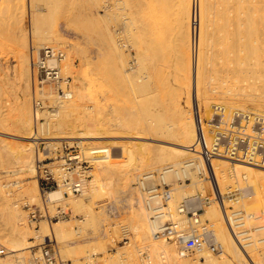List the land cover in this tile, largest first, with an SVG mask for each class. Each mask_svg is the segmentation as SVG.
I'll use <instances>...</instances> for the list:
<instances>
[{"label": "rangeland", "instance_id": "obj_1", "mask_svg": "<svg viewBox=\"0 0 264 264\" xmlns=\"http://www.w3.org/2000/svg\"><path fill=\"white\" fill-rule=\"evenodd\" d=\"M220 1L205 0L202 4V0H26V6L22 7L23 0H0V145L4 144L8 149L6 154L0 153L3 157V161L0 159V181L12 201L17 200L21 214L16 213L13 219H9L8 214L4 213L10 207L4 210L7 205L2 204L3 200L0 198V247L5 248V253L0 254V259L3 264H28V260L29 264H36L42 257L46 233L57 251L58 264L174 263L169 246L156 244V239L144 241L138 237L134 228L141 196L145 203L140 179L144 172L152 171L151 166L147 164L148 159L157 152V148L150 144H159L161 141L163 145H176L152 133L157 130L158 123L173 118L179 103H183L187 109H195L200 83L204 90L216 86L218 88L224 85L220 78L235 75L236 72L229 70L230 67L235 71L239 70L240 75H245V72L252 75L247 72L250 67L264 68V0ZM220 4L224 5V8ZM250 6L255 15L253 11L247 10H252ZM21 24L28 35V44L24 47ZM57 31L62 33L66 40H56ZM45 37H51L52 42L42 44ZM237 40L238 44L235 43ZM243 40L250 41L249 45L245 41L247 47ZM110 42L116 44L117 56H114ZM46 44L57 45L56 47L66 52L63 69L66 74L72 76V91L78 84L85 86L81 89L84 91H80L82 103L64 119L62 126L57 125L60 107L52 85H47L44 92L52 91L55 99L42 95V91L35 93L36 75L32 66V52L33 49ZM199 45L203 48V54L201 52L200 55ZM215 47L217 50L222 47V52L218 53L216 50V55ZM23 51L30 61V114L35 156L38 157L39 149L42 148H39L41 138L52 140L54 138L47 137L68 136L75 137L66 139L79 142L84 155L92 160L90 176L82 193L71 195V192L67 193L61 187L65 194L76 197V201L66 198L52 201L47 195L50 200L47 201L50 214L56 213L58 206L68 211L66 216L58 217L53 222L47 217L38 221L30 219L32 206L43 207V193L40 190L41 201L30 198V195L22 190L28 186L27 183L37 179V170L35 174L31 171H21L19 174L11 171L19 167L15 157L21 145L27 143L21 140L26 135L24 113L28 110L21 103L24 100L22 76L28 67ZM116 60L118 64H123L127 72H124V77L119 76L118 84L113 81L112 84L109 83L113 79L110 77L112 75H108V68ZM260 60H263L262 66L256 64ZM241 67L245 72L240 71ZM104 69H107V74ZM159 70L163 72L161 75H157ZM38 98L44 101L42 108L37 107L36 114L34 100ZM205 117L209 116L205 115L203 120ZM129 121L132 126L135 123L136 127L141 123L138 128H143L144 125L146 136L132 128ZM117 122L123 125L118 126ZM127 122L129 123L126 124ZM136 134L142 137H135ZM57 140L56 138L55 141ZM194 155L198 156L195 153ZM7 158L10 160L6 161ZM213 162L214 159L212 164ZM237 163L239 162L231 161L229 164L233 169ZM133 169L134 177L128 180L127 176ZM213 169L220 191L228 196L226 205L240 206L248 213L262 215L260 219L248 218L249 226L264 224L263 212L253 185L248 186L242 178L241 185L231 179L229 183H223L221 172H217L214 165ZM194 170L196 171L191 173H195L194 178L197 176V180L190 176V180L185 182L173 176L169 182L173 191V199L170 201V207L173 209L169 217L174 221H186L188 226L195 224L194 220L190 218V214L179 210L185 197L210 195L214 198V181L211 183L206 175H200L197 169ZM157 171L156 169L155 172ZM102 176L112 181L109 188L100 189L98 180ZM235 192L240 198L238 203L229 199L233 197L231 193ZM216 203L218 202L214 199L211 205H206L209 203L203 200V208L199 214L202 215L200 218L202 217L203 222L215 229L217 240L224 245V252L215 253L205 244L199 249L195 247L191 252H187L186 256L197 260L194 264H204L202 262L206 261L205 254L208 250L217 259H222L232 252L235 264H264V243L248 247L252 258L248 257L244 250L234 244L233 234L223 220L231 232L229 241L234 250L228 248L229 245L220 232L218 217L208 212ZM219 205L223 215V206ZM222 218L224 219V216ZM57 221L62 222L65 230H52V224ZM17 222L26 225L28 238L33 240L35 245L29 250L28 256L20 254L8 257V233ZM44 226H48L50 230L44 231ZM254 235L258 238L262 234L256 231ZM149 242L151 244H146ZM172 244L176 256L181 257L179 247L175 243ZM4 258L10 261L6 262Z\"/></svg>", "mask_w": 264, "mask_h": 264}, {"label": "built area", "instance_id": "obj_2", "mask_svg": "<svg viewBox=\"0 0 264 264\" xmlns=\"http://www.w3.org/2000/svg\"><path fill=\"white\" fill-rule=\"evenodd\" d=\"M64 57V50L52 45H43L41 48L33 49L32 52L33 71L36 73L39 86L52 85L58 103L72 95V77L65 74L61 66ZM42 102L40 98L34 100L35 108H42ZM51 108L55 109V107ZM195 115L197 135L190 147L198 157L182 163V168L189 170L191 167H198L200 175H206L211 183L214 181L215 186L212 184V192L214 199L223 206L224 221L240 248L252 258L248 247L254 243L255 239H264V225L258 224L251 227L247 221L252 217L260 219L262 215L248 213L240 206L226 205L225 199L228 196L221 193L218 187L212 161L215 158H222L264 168V111L229 107L223 102H214L209 117L202 119L198 104L195 105ZM39 141V148H42L39 149L40 156L37 159V180L44 202L43 207L32 206L29 215L33 221H38L42 217L53 221L58 217L66 216L68 211L58 206L57 212L50 214L47 207L48 191L64 187L67 192L82 193L90 176L89 168L92 160L84 155L79 142L64 139L58 145L55 141L50 143L43 138ZM148 177L152 178L148 179ZM178 180L186 182L190 180V176L178 178ZM140 185L151 219L155 223L154 234L157 237L175 242L186 252H191L200 243L208 245L215 253L224 252V245L215 237L213 228L200 218L199 211L203 208V200L210 203L209 196L203 200L199 196L187 197L181 202L179 210L190 214V218L195 223L187 229L169 217V201L173 195L169 182H164L159 178V173L154 172V174L143 175ZM231 194L233 197L229 199L238 203L240 198L236 192ZM256 231L262 234L258 238L254 235ZM45 239L42 257L36 264H58V254L51 243V238ZM2 253H5L4 247H0V254Z\"/></svg>", "mask_w": 264, "mask_h": 264}, {"label": "bare ground", "instance_id": "obj_3", "mask_svg": "<svg viewBox=\"0 0 264 264\" xmlns=\"http://www.w3.org/2000/svg\"><path fill=\"white\" fill-rule=\"evenodd\" d=\"M204 1L205 0H202V4L204 3ZM220 2L222 3V0ZM228 2L229 1H226V3H228ZM220 5H222V4H220ZM21 6L22 7L26 6V0H23V4H21ZM222 6L224 8V5H222ZM253 7H254V5H253ZM228 8H230V7H228ZM250 8L252 10H249V9H247V10L252 12L254 9L252 8V6H250ZM220 9L221 8H219V10ZM257 10H258V8H257ZM251 12L249 14L247 13L248 15L247 14L246 15L249 16L251 14ZM253 13H254L253 15H255L254 11H253ZM252 16H250V17H252ZM32 18H33V21H34V16ZM21 31H22L21 34H23V36H22V44H24L23 45V47H24V46H27V44H28V35L25 33V28L23 27V24H21ZM36 31H37V29H36ZM34 33H35V30H34ZM109 36H110V38L112 37L111 35H109ZM58 38L59 39H64L65 37H63L62 33L58 32L56 40H58ZM199 38L202 40L201 35H200ZM112 39H113V37H112ZM112 39H111V41H112ZM240 39H239V41H240ZM50 40H51V37H48V38L45 37L44 40L42 41L43 42L42 44H45L47 42H52ZM65 40H66V38H65ZM113 41H114V39H113ZM250 41H251V39H250ZM250 41H248V42L246 41L248 43L247 45H249ZM53 42L55 43V41H53ZM112 42H110L111 43L110 45L112 46V47L110 46L111 50H113L114 56H115V54L117 56V54H118L117 53L118 52L117 51V46H116V44H113L115 42H113V43ZM237 42H238V40L235 41L236 44L239 43V42L238 43ZM246 42H245L244 45H246ZM221 43H220V46H221ZM251 43H252V41H251ZM251 43H250V46H251ZM56 44H58V42H56ZM200 44H202V42H200ZM247 45H246V47H247ZM52 46L56 47L57 45H52ZM199 46L200 47L198 49V54L200 55L201 52L203 54V48L201 47V45H199ZM216 46H218V45H216ZM239 46L240 45H237V47H239ZM241 46H242V44H241ZM214 49H215L214 50V52H215L217 50V48L215 47ZM229 49H231V48H228V50ZM219 50H221V51H219ZM219 50H217L218 53L219 52L221 53L222 52V47ZM228 50L226 49V51H228ZM217 51L215 53L216 55H217ZM224 51H225V47H224ZM254 52L255 51L253 50V53ZM28 53H29V51H28ZM66 55L67 54L65 52V56ZM110 55L112 56L113 53L112 54L110 53ZM23 56H24V58H25V60H26V62L28 64V67H27V71L26 70L24 71L25 75L22 76L23 79H24V82L22 83L21 87H23L22 89L24 90V93H23L24 95H22L24 97V100H22L21 103H22V105L24 107H27L28 110H27L26 113H24L25 114L24 116L26 118V121H25L26 135L21 140L27 141V143H25L24 145H21L20 151H18V153H17V155L15 157L17 159L16 161L19 163V167L15 168V169L11 168L12 169L11 171H13V173H18V174L21 171H31V172H33L35 174L36 170H37L36 158L38 159V157H36L35 153H34L35 152L34 133H33L32 128H31L32 127L31 126L32 122H31V114H30V111H31L30 110V92H31L30 91V88H31L30 61H29V56L26 54L25 51H23ZM114 56L112 57L113 61H114V59H113ZM64 59H65V57L63 58V60ZM67 59H69V56H68ZM116 59H117V57H116ZM63 60L61 61L62 68H63ZM119 61L121 62L120 59H119ZM262 62H263V60H260V61L256 62V64L257 65L261 64L260 66H262L263 65ZM231 63H230V65H231ZM242 63H245V61H242ZM19 66H20V64H19ZM231 69H232V71H234V72H236L238 74L240 73L239 70L235 71L234 68L230 67L229 70H231ZM103 71L106 73L107 69L106 70L104 69ZM125 71H126V69L124 68L122 63L118 64L117 60L115 62H113V64L110 65L109 68H108V72L109 73L107 72L108 75H112L110 77L113 79L109 83H112V81H113L114 83L118 84V82H120V81H118V80H120L119 76H121V75L123 76ZM240 71L241 72H245V71L242 70V67H241ZM63 72H64V69H63ZM247 72L248 73L250 72L252 75H248L245 72V75H240V74L238 75V74L235 73V75H228L226 77L224 76L223 79L220 78L221 82H223L224 85L222 87H218V88L216 86V88L212 87V88H209L208 90H204L203 89V85L200 83L199 93H198V95H199L198 98L199 99H197L196 105L198 104V106H199V110H200L202 119H203V117L205 115L206 116H210V114H211L210 113L211 112V106H212V104L214 102H223L227 106H230L228 104H231L232 106H236V107L250 108V109H255V110H259V111H264V68L260 69V68H257V67H255V68L254 67H250V69L247 70ZM162 73L163 72H160V70H159L157 75H161ZM102 74H103V72H102ZM256 74H260V75H256ZM35 75H36V73H35ZM67 75H69V74H67ZM221 77H223V76H221ZM47 85H50V84H44L43 86H39L37 78H36L35 79V85H34V86H36L35 93H37L38 91L39 92L42 91V95H49V98L50 97L54 98L53 96H55V95H54V93L52 91H48V92L45 91L46 93L44 92V90L47 87ZM84 87H82L80 84H78L76 86V88L74 89V91L71 90L72 91L71 97L68 98V99H65V100H63L62 102L59 103V107L60 108L58 110V113H60V115H59L60 117L58 116V118H57L58 119L57 120V125L58 126H62L64 119H66L71 114L72 110L77 109L80 106V104L82 103L81 98H80V95H81L80 91H84V90H81ZM109 87H110V85H109ZM18 88H19V86H18ZM50 89H51V87H50ZM45 97H47V96H45ZM200 97L202 98L201 100H200ZM56 102H57V100H56ZM54 103H55V101H54ZM160 107H162V106H160ZM37 110L38 109L36 108V114L38 113ZM159 111H157V112H159ZM194 113H195V109H187V108H185V106H183V103H179L176 106V108H175V115L173 116L172 119H170L169 121H165V122H161V123L157 124L158 128H157L156 131H154L152 133V135H157V137H160V139L164 138V140H166V141H168L170 143H174L176 145L175 146H172V144H171V146H167L168 144L163 145L161 143V141H159V142L157 141L159 144H157V143L153 144L154 142L152 144H150V145H152V146L157 148V152L154 155H152L151 157H149V159H148V163L147 164L149 166H151L152 171H148V172L146 171L142 175H145V174H148V173L154 174V172L157 169L158 170L157 172L159 173V178L161 180H163L164 182H166V181L170 182V180L172 179L171 177H173V176H175L177 178H182V177L184 178V177H187V176H191L193 180H197V176H195V178H194V174L195 173L193 175H192V173L196 171V170L193 171V169H197L199 171L198 167H195L192 170L191 169L187 170V168H182V163H184L187 160H191V159L196 158V156L194 155V152L191 150L192 148L190 147L194 143V141L196 139V135H197V121H196V115L194 116ZM129 116H131V115H129ZM120 122H117L116 124L118 126H122L123 124L120 123ZM129 122H127L126 124H128ZM123 123H125V122H123ZM137 124H139V123H137ZM139 125H137V126L139 127ZM130 126H132V123H131ZM133 127L135 129H137L140 134H143V135L146 136V134L144 132H147V131L144 130L145 129L144 125H143V128L141 127L142 128L141 129V128L136 127V124L133 123L132 128ZM135 137L139 138V137H142V136L136 134ZM47 138H54V139H52L54 141L57 138L58 140L55 141V142L60 143L61 139H63V138L66 139V138H75V137H68L67 136V137L58 138V137H54V136H49ZM165 138H167V139H165ZM52 140H47V141H50V143H52L51 142ZM1 150L4 151V152H0V153H5V151L8 152V149H7L6 145H4V144L0 145V151ZM38 156H40V153H38ZM2 158L3 157H1L0 159L2 160ZM186 158H188V159H186ZM9 160L7 158L6 161H9ZM12 162H11V164H12ZM230 162H228V160H226V159L222 160V158H215L214 162H213V165L217 169V172H219V171L221 172V179H222L223 183H225V182L229 183V179H231L233 182L237 181L241 185L240 178H242L243 181L245 180V182L247 183L248 186L253 185V187H254L257 195H258L259 205H260V208L262 209V212H263V217L262 218H263V221H264V168L256 167V166H253V165H249V164H246V163L239 162V163L236 164L237 166L233 165L234 168L232 169V166L229 164ZM7 163H9V162H7ZM138 169H140V168H138ZM175 169H178V170H175ZM7 170H9V169H7ZM205 171H207L206 168H205ZM13 173H11L10 175H12ZM134 173H135V170L133 169L131 171V173L128 174V176L126 175L128 180H129V178L134 177ZM10 175H9V177H11ZM196 175H197V173H196ZM1 176H2V174L0 175V177ZM7 178H8V176H7ZM151 178L152 177H148V179H151ZM98 181H99L98 183L101 186L100 189L109 188L112 185V181L109 180L108 178H106V176L105 177H103V176L100 177V180H98ZM149 181H151V180H149ZM27 184H28V186L25 185L26 186L25 189L22 187L23 188L22 192H25L26 194H29L30 195L29 197L32 198V199H36V200H40L41 199V201H42V196H41V193H40V188H39V184H38L37 179L35 178L33 180V182H30V183H27ZM224 186H225V184H224ZM4 188L5 187H4L3 183L0 181V198L3 200L2 204L4 203L5 205H7L6 208H3V209L6 210L7 207H10V209L8 211H6V213H4V214L5 215L8 214V218L9 219H13L14 216H16L15 214L20 212V207L18 206V204H16L17 200L16 201H12V198L10 197V195H8V193H6ZM62 188H64V187H62ZM62 188L58 187V188L51 189L50 191H48V193H47L48 198L50 200H52V201L53 200L58 201V200L65 199V198L66 199H71L73 201H76L75 200L76 197H74V196L72 197V196H70L68 194H65ZM69 192H67V193H69ZM72 193L73 192H71V195H72ZM172 193H173V191H172ZM175 194L177 195V192ZM190 196H192V195L186 196L185 198L190 197ZM198 196L200 197V195H198ZM207 196L210 197L211 201H210L209 204H206V205H211V203L214 201V198H212L210 195L201 196L200 198L203 200ZM141 197L139 198L140 206L138 207V210L136 211L137 219L135 221L136 224L134 225L135 226L134 227L135 230L138 232L137 233L138 237L142 238L144 241H147V242L150 241L151 239H156V244H159V245L165 244V245L169 246V248L172 250V254H173V257H174V261H173L174 263L173 264H194L195 261H197V260H193V258L187 257L186 256L187 252L182 250L181 246L177 245L175 242H173L171 240H166V239L157 237L154 234L155 223L151 219L150 211L148 210V207L146 206V204L143 203V200H142L143 198H141ZM172 199H173V195H172ZM172 199L170 201H172ZM170 201H169V210H170V214H171L173 208L171 209V207H170ZM225 201H226V199H225ZM218 205H219L218 203L213 205L210 209H208V212H210L214 216L218 217L219 223L221 225L220 226V228H221L220 232H221L222 237L224 238L225 242L229 245L228 248H230L231 246H230L229 238H230L231 232L227 228L226 224L223 221L224 220L222 218L223 217V215H222L223 211H222V208L219 207L220 205L219 206ZM19 218H21V217H19ZM177 222H179L180 225H183V228H187V229L190 228L189 227L190 225L188 226L187 225L188 223L186 221H182V220L178 219ZM11 228L12 229L8 233L9 237H8L7 241H9L8 242L9 243V245H8L9 250H7V252H6L7 256L8 257L9 256L12 257V255H17L18 256L20 254L28 256L29 250L31 248H33L35 243H34L33 240H30L28 238L29 237L28 234H27L28 233V229H27L26 225L25 226L24 225H20V223L18 224V222H17V224L13 225ZM51 228H52V230L54 232H59V231H62L63 229L65 230L64 225L60 221L54 222L52 224ZM49 230H50V228L48 226H44V231H49ZM213 232H214L215 237L217 238L215 229H213ZM45 235L48 237L49 234L46 233ZM232 238H233L234 244L238 248H240V246L238 245V243L234 239L233 235H232ZM172 243H175L179 247L178 252H179V255L181 257L176 256V252L174 250V247H173ZM259 243H264V239H259V240L255 239L254 243H251L252 245H249V247H251L253 245H257ZM146 244H151V242L146 243ZM201 245H205V244L200 243L197 246V248L199 249L201 247ZM232 246H233V244H232ZM231 249H233V248L231 247ZM250 249H252V248H250ZM230 251H228V252H230ZM231 253H229V255L227 254L226 256H223L222 259H217L208 250V252H206V254H205L206 255V261L202 262V263H204V264H235L236 262L234 263V260H233V258H234L233 255L234 254H231ZM253 253H255V252H253ZM257 253H258V251L255 254H257ZM0 258H2V257H0ZM6 258H4V260L6 262H8L9 259L7 260ZM1 260L2 259H0V264L3 261V260L2 261ZM29 261L30 260H28L26 262L29 264L30 263ZM259 263H261V262L259 261ZM2 264H3V262H2ZM4 264H7V263L4 262Z\"/></svg>", "mask_w": 264, "mask_h": 264}]
</instances>
